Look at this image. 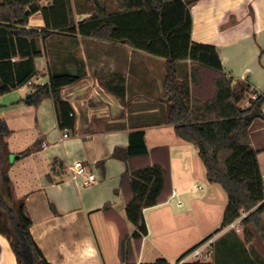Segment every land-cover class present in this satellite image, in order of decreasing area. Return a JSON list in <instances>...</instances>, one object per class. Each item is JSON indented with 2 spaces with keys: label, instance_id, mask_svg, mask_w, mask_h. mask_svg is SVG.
Wrapping results in <instances>:
<instances>
[{
  "label": "crops",
  "instance_id": "0c3cea01",
  "mask_svg": "<svg viewBox=\"0 0 264 264\" xmlns=\"http://www.w3.org/2000/svg\"><path fill=\"white\" fill-rule=\"evenodd\" d=\"M51 6L53 0H39L26 29H45L41 10ZM191 14L192 41L215 46L228 77L234 83L251 84L242 105L249 108L254 97L264 96V0H198ZM79 16L89 18L91 11ZM51 32L38 43L42 55L34 59L33 89L27 83L0 96V118L12 131L7 139L12 165L6 183L13 192L12 203L25 200L33 239L50 264H121L119 229L104 210L111 209L126 220L120 184L127 164L115 152L128 148L132 132L144 131L149 151L169 148L176 196L144 209L148 235L140 251H135V261L143 264L163 259L174 264L191 248L177 237L179 231L183 233V209L194 208L190 188L200 187L205 193L202 202L211 207L219 204L220 192L219 184L208 182L199 150L177 137L168 124L166 59L126 44ZM191 67L190 60L178 62V78L190 77ZM52 73L79 78L61 91L62 99L72 107L73 129L60 130L53 99H45L38 107L26 102V96L36 86L47 84ZM250 138L264 180L263 119L252 122ZM27 150V155L20 156ZM79 160L97 177L90 186H84L82 177L73 179L71 166ZM222 200L224 216L227 203ZM127 225L132 233L134 226ZM234 231L228 226L216 235L218 239L222 234L229 236L228 262L260 264L249 253L242 233ZM0 264H17L9 240L1 234Z\"/></svg>",
  "mask_w": 264,
  "mask_h": 264
},
{
  "label": "trees",
  "instance_id": "16d2710c",
  "mask_svg": "<svg viewBox=\"0 0 264 264\" xmlns=\"http://www.w3.org/2000/svg\"><path fill=\"white\" fill-rule=\"evenodd\" d=\"M38 1L0 0V96L23 87L37 75L34 59L42 55L38 43L40 39L45 41L52 34L51 30L130 45L166 59L167 121L177 137L199 150L208 182L219 184L226 192L228 204L221 229L247 211L249 214L243 220L246 241L254 239L249 229L252 226L264 242L261 218L264 180L258 151L253 149L250 138L252 122L258 118L264 120V96H258L249 108L243 109L240 104L251 92V84L234 83L228 77L215 46L192 41L191 7L198 0H117L115 12H110L102 0H91L96 14L75 27L69 22L68 0H53V6L41 10L46 28L27 30ZM15 57L20 60L14 62ZM185 60L191 61V74L180 80L177 63ZM78 79L69 74L52 73L47 84L35 87L27 103L38 107L45 99H53L58 127L73 129L72 107L62 99L61 91ZM11 133L6 121L0 118V234L9 240L17 264H50L33 239L32 220L25 200L12 203V189L6 187L7 171L12 165L7 143ZM29 152H22L20 156ZM115 155L127 164L120 184L127 218L122 219L111 209L104 213L118 226L121 264H137L135 251H140L142 240L148 235L144 209L165 203L173 193L170 151L168 147L149 151L144 131H135L129 136L128 148L116 151ZM127 222L134 226L132 233ZM209 239L190 249L178 263ZM143 264L169 263L161 259Z\"/></svg>",
  "mask_w": 264,
  "mask_h": 264
},
{
  "label": "rangeland",
  "instance_id": "374dc122",
  "mask_svg": "<svg viewBox=\"0 0 264 264\" xmlns=\"http://www.w3.org/2000/svg\"><path fill=\"white\" fill-rule=\"evenodd\" d=\"M102 1L106 4V7L110 12H115L117 10V5L115 0H102ZM67 6H68L67 10L70 20V25L74 27L77 26L80 21L85 19V18H81L79 15L87 14V9L91 11V16L96 14L95 5L93 2H91V0H69ZM249 95L250 93H248L246 97H248ZM256 98L257 97H254V99H252V102ZM154 102L158 103L159 101L155 100ZM243 104L244 102L241 103L240 106L242 107ZM3 185L5 190V183ZM192 187L190 188V194L192 196V200H194L192 202L194 208L185 207L183 209L184 212L183 216H185V221L183 223L184 226L182 229L183 233L179 231L177 237L179 238L181 236V239L184 240V244L186 243L185 247L191 245L190 249L196 247L199 243H201V241L206 240L209 237L211 239L213 238L214 240L212 244L213 251L211 253L210 260L207 263L230 264L228 262L229 261L228 258H230V256L227 255L229 236L222 234L220 235L219 239L216 236L218 235L217 233L219 232V230H221V221H223L222 217H224L223 216L224 208H222L221 206L222 203L221 199L223 198L222 201L228 204V196L224 191V189L220 185H218L217 188L220 192V194H218V198L220 199V201L219 204H217V206L211 207L205 205V203L202 202L203 195L205 193L200 192L201 191L200 187L198 186L196 187L194 186L193 188ZM4 190L3 193H5ZM8 202H10V200ZM248 214L249 212L243 211L242 216L240 217L241 221H238L235 224V226L232 227L235 230L234 232L240 231L242 233L240 236L244 239H245V235H244L243 220L248 216ZM261 218L264 224V213L261 216ZM249 229L254 234V239L251 242L248 243L245 239L246 243L249 244L248 245L249 253L253 254L257 262H259L260 264H264V242L261 240L260 235L252 228V226L249 227ZM165 242H167V240H165ZM179 259L180 258L175 260L174 264H180L178 263ZM192 260L195 261L194 259H190L188 262H192Z\"/></svg>",
  "mask_w": 264,
  "mask_h": 264
},
{
  "label": "built area",
  "instance_id": "2783aa9c",
  "mask_svg": "<svg viewBox=\"0 0 264 264\" xmlns=\"http://www.w3.org/2000/svg\"><path fill=\"white\" fill-rule=\"evenodd\" d=\"M33 84L31 81L28 82L27 88H30L31 90L33 89ZM66 131V130H65ZM71 170L73 173V179H78L80 177L83 178V184L84 186H90L91 184L95 183L97 181V177L94 173L90 172L88 168L83 164L82 161H75L73 165L71 166ZM176 193L173 191L171 198H175ZM170 199V198H169ZM178 205H182L181 201H178ZM241 221L240 219H237L235 222H233L230 226L234 227L235 224ZM212 244L213 240L209 239L205 243H203L200 247L196 248L193 250L189 255L186 256V258L183 259L180 264L183 263H191L188 262L190 259H194L195 261L192 260L193 262H200V263H207L210 260L211 253H212Z\"/></svg>",
  "mask_w": 264,
  "mask_h": 264
},
{
  "label": "water",
  "instance_id": "95a60500",
  "mask_svg": "<svg viewBox=\"0 0 264 264\" xmlns=\"http://www.w3.org/2000/svg\"><path fill=\"white\" fill-rule=\"evenodd\" d=\"M31 96H32V94H28V95L26 96V102L31 98Z\"/></svg>",
  "mask_w": 264,
  "mask_h": 264
}]
</instances>
